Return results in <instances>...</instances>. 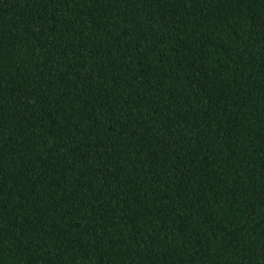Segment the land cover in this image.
<instances>
[{
  "label": "trees",
  "instance_id": "1",
  "mask_svg": "<svg viewBox=\"0 0 264 264\" xmlns=\"http://www.w3.org/2000/svg\"><path fill=\"white\" fill-rule=\"evenodd\" d=\"M0 264H264V0H0Z\"/></svg>",
  "mask_w": 264,
  "mask_h": 264
}]
</instances>
